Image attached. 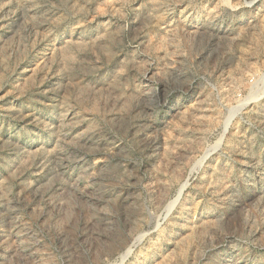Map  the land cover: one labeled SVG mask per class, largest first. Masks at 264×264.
Segmentation results:
<instances>
[{
	"label": "rangeland",
	"instance_id": "374dc122",
	"mask_svg": "<svg viewBox=\"0 0 264 264\" xmlns=\"http://www.w3.org/2000/svg\"><path fill=\"white\" fill-rule=\"evenodd\" d=\"M0 264H264V0H0Z\"/></svg>",
	"mask_w": 264,
	"mask_h": 264
}]
</instances>
